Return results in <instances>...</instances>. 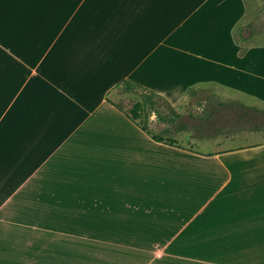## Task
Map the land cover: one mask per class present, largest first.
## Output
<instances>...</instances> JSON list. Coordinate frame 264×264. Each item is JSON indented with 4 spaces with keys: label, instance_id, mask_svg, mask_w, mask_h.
I'll return each instance as SVG.
<instances>
[{
    "label": "crops",
    "instance_id": "crops-1",
    "mask_svg": "<svg viewBox=\"0 0 264 264\" xmlns=\"http://www.w3.org/2000/svg\"><path fill=\"white\" fill-rule=\"evenodd\" d=\"M248 13L0 0V264H264V141L157 140L119 90L131 80L178 112L208 86L264 100V42L238 35Z\"/></svg>",
    "mask_w": 264,
    "mask_h": 264
},
{
    "label": "rangeland",
    "instance_id": "rangeland-1",
    "mask_svg": "<svg viewBox=\"0 0 264 264\" xmlns=\"http://www.w3.org/2000/svg\"><path fill=\"white\" fill-rule=\"evenodd\" d=\"M249 13L243 20L239 28L249 27L254 35V44L264 42V0H247ZM248 21V25L245 26ZM246 35L249 34L245 30ZM119 90L126 91L124 85ZM143 89L139 88V91ZM129 92V91H127ZM140 98L137 92H131L121 99V103L128 108ZM259 107L262 110H257ZM170 104L165 98H158L157 112L163 116L152 122L151 127L156 133H161L165 137L174 136L183 144L194 145L200 150H211L215 148H225L240 146L245 144L264 141V100L248 95L225 93L221 86H208L199 88L194 95H190L184 100L179 108L182 116L175 123L167 120L170 115ZM156 117V116H155ZM184 125L185 128L178 132L164 131V127H178ZM192 137H189V136ZM194 139L219 140L221 144L213 142L198 143ZM214 144V145H213ZM213 145V146H212Z\"/></svg>",
    "mask_w": 264,
    "mask_h": 264
},
{
    "label": "trees",
    "instance_id": "trees-1",
    "mask_svg": "<svg viewBox=\"0 0 264 264\" xmlns=\"http://www.w3.org/2000/svg\"><path fill=\"white\" fill-rule=\"evenodd\" d=\"M248 28L249 27L245 28L247 32H249L248 35L243 34L241 29L238 31V35L240 37V40H243L246 43L254 44V41H252L254 35H252V31ZM123 85L125 86L126 91L137 92L140 95V98L136 100L128 109H126L127 115L130 118H132L134 121H136L139 125H141L143 129L147 130L155 139L167 142L172 145H180L176 137L174 136L165 137L161 133H155L149 127V122H150L149 120H150V116L152 112L158 111L157 105H158V98L160 97V95L156 93L155 91H145L144 87H142L143 90L139 91V88L141 87V85L131 80H128V79L123 81ZM170 106H171L170 108L171 114L169 113L170 115H168V117L171 123H175L177 119L182 116V114H180L175 109V107H173V105L170 104ZM118 107H120L122 110L124 109V107L120 104H118ZM254 108L257 110H262L259 107H254ZM159 117H163L161 113H159ZM184 128H185L184 125L183 126L179 125L178 127L176 126L174 128H172L171 126H168L164 129V131L178 132L180 130H183Z\"/></svg>",
    "mask_w": 264,
    "mask_h": 264
}]
</instances>
